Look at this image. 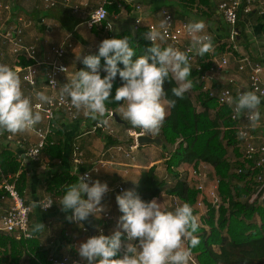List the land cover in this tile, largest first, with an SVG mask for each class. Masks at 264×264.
I'll list each match as a JSON object with an SVG mask.
<instances>
[{
    "label": "clouds",
    "instance_id": "clouds-1",
    "mask_svg": "<svg viewBox=\"0 0 264 264\" xmlns=\"http://www.w3.org/2000/svg\"><path fill=\"white\" fill-rule=\"evenodd\" d=\"M168 23L163 18L157 27L145 33L153 42L148 54L137 56L128 37H114L103 39L96 54L85 55L82 60L81 55H76L85 67L63 84L61 98L67 97L78 112L83 111L84 116L107 125L112 112L106 101H109L113 82L119 75L123 84L116 88L111 100L122 101L119 108L122 119L133 128L158 133L166 117L162 103L165 81L169 77L176 81L177 86L171 92L181 99L193 86L189 78L193 67L187 54L171 45L161 48L156 44L157 40L163 42L168 38ZM107 26L113 30V25ZM205 27L203 20L185 25L191 48L200 56L212 47L211 36L204 33ZM101 68L105 73L103 76ZM67 69L61 70L66 72ZM35 98L40 103L33 104L32 98L24 94L15 69L0 64V132L15 135L33 129L42 119L41 112L36 109L41 103H52V97L43 91H37ZM227 102L234 105L237 118L246 115L249 123L260 119L256 109L261 98L254 91L240 92L235 99L229 97ZM238 135L243 139L247 133L240 131ZM109 191L107 182L92 180L85 173L80 175L77 183L65 189L57 203L63 211L71 212L67 217L70 222L81 226L89 216L98 219V213L101 218L107 211L102 200ZM116 202L122 213L116 230L106 235L98 229V235L89 236L79 244L77 252L85 264H190L191 249L200 243L195 235L200 222L188 203L170 205L171 210H168L156 198L146 201L132 190L117 194ZM52 204L45 205L41 201L39 207L47 210ZM45 228L43 223H35L28 235ZM122 237H126V242Z\"/></svg>",
    "mask_w": 264,
    "mask_h": 264
},
{
    "label": "crops",
    "instance_id": "crops-1",
    "mask_svg": "<svg viewBox=\"0 0 264 264\" xmlns=\"http://www.w3.org/2000/svg\"><path fill=\"white\" fill-rule=\"evenodd\" d=\"M28 1L33 3V21H27V17H30L26 15V11L24 10L26 7V0H0V3L10 4L12 6L13 17L11 22L23 30L26 45L34 46L36 48L38 53L37 58L41 62H50L55 59V54L53 52L54 48L63 46L68 47L69 45L72 46L62 60V62L68 66L69 71L63 74L59 79V94H61L63 84L67 83L68 78L70 79L75 72L82 67V57L91 54V51L98 48L100 42H97V38L99 35L103 36V34L106 33L107 36L110 35L113 37L129 32L130 30L133 32L135 20L140 16L143 17L146 23H159L161 20L160 10L163 8H167L171 11L177 20L178 13L185 12L187 17L182 20H187L189 22L203 20L205 26L217 34V36L220 35L218 29L222 28L225 24L219 25V23L222 22L218 21L219 18L216 13V17L203 18L204 13L208 11V9L203 6L199 8L195 6V8L192 9L191 7L181 5L177 0H170L168 2H162L160 0H133L141 5V13L134 10L131 5L125 4L128 8L120 10L118 14H110L108 25H113V30L105 32L101 28H90L86 23L89 16L93 14L99 6L100 0H55L58 5L54 9L48 11L43 10L45 8L41 3L34 0ZM260 8V6H256V9L253 12L254 17L247 19L248 43L244 45L239 44L236 58L227 55L230 63L226 68L222 70H217L216 68L215 70H210L206 73V80L204 81L206 87L215 91H221L228 88L233 89L234 91H252L250 87L249 70L240 71L239 61L246 56L260 62L264 61L263 25L262 23H259V15H257L259 14L258 9ZM132 14H135L136 17L131 22L130 19ZM6 16L5 13L0 12V21L5 19ZM11 22H9V25ZM115 29H118V31ZM243 49L249 53V55L242 54L244 53ZM208 53H213V46ZM76 55H81V60H77ZM237 59L239 61H237ZM218 60V56L214 58L215 64ZM22 61L23 58L20 62L17 61L16 57L12 54L11 49L0 39V64H7L13 69H16L17 67H26L23 65ZM31 62L34 64V61ZM262 66V79L264 82V63H262ZM45 71V67L40 68L41 80L37 90L28 88L26 84L21 82L24 94L32 98L33 104L37 102L35 98V93L37 91H43L49 95L48 88L44 83ZM208 83L210 84L209 86ZM256 94L261 98V103L256 109V111L260 113V119L253 123L245 122L244 127L255 135V142L259 144L261 138L264 137V96H261L258 93ZM115 113H117L121 121L126 123H121V126L114 125V121L116 120L110 123V127L115 130L114 137L107 136L101 132L93 133L91 127L96 120L82 117L79 121H72L63 114H59L56 122L57 128L55 134L51 138L57 143L62 142L64 144L65 157L63 160H51L48 156L43 154L38 162H32L26 157L27 148L39 141L34 129L15 134V141L13 142H8L4 137L1 138L0 153L2 150L8 149L13 153L18 154L22 160L28 161V165L24 167L27 187L23 196L28 205L33 208L30 229L33 224L39 222L43 223L46 227L41 232L33 233V238L31 240L39 241L40 246L44 247L48 252V258L57 254L60 257H70L85 264V261H83L78 255L77 248L82 241H85L89 236H92L90 232L88 233V231H84L82 225L80 226L75 222H70L67 217L71 216V212L63 211L61 205H57L55 211L52 212L44 211L39 207V202L51 196L52 192L49 191L48 184L52 180L54 172L68 170L71 174L75 175L74 171L76 166L72 159L75 145L78 144L81 147L83 158V165L78 168L79 172L84 171L102 158H105V160H108L109 162H113L112 167L100 171L99 174L95 175V179H99L101 182H107L109 185L110 191L107 192L104 199V205L107 211L114 216L115 220L108 224H104L99 217H97L98 219L95 218L98 221V228L96 230L97 233L94 232L93 235L99 234L98 229H102L104 234H111L116 230L118 219L120 215H122L116 202V196L117 194H120L118 188L123 186L125 187V190L133 189L132 186L128 184L127 177L131 175L138 176L143 171L153 166H156L157 175L160 171V166H158V164L163 160L159 161L158 159H160L159 156L162 157V150H158L155 145H153L156 148L152 154H148L143 150V146H141L140 149L135 152L134 159H129L125 154L116 150L117 146H122L125 149H128L132 142L128 139L126 133V129L130 123L122 119L119 109ZM168 113L169 111H166V115ZM46 125L47 122L42 115V119L37 126L38 128H41ZM240 125L241 124L237 123L238 127ZM151 137L155 138L159 137V135L156 133ZM107 138L117 140V143H108L109 141ZM18 141H21L24 146H18ZM240 152L243 155L241 160H244L242 142ZM163 153H166V151H163ZM230 153L233 159L236 160V158H238L233 149H230ZM157 156L159 158H157ZM126 170L129 171L128 175L125 174ZM157 200L158 202H163V206L168 208V210H171L169 207L171 205V198H167L163 195L162 198ZM123 240L126 242L125 238ZM185 247H187V243H185ZM1 251L3 250H0V252ZM21 264H29V259L24 258Z\"/></svg>",
    "mask_w": 264,
    "mask_h": 264
},
{
    "label": "trees",
    "instance_id": "trees-1",
    "mask_svg": "<svg viewBox=\"0 0 264 264\" xmlns=\"http://www.w3.org/2000/svg\"><path fill=\"white\" fill-rule=\"evenodd\" d=\"M191 3H198L208 9L203 18L215 16L213 0H191ZM119 11L116 5L109 7L110 14H118ZM177 17L185 19L187 15L182 12L178 13ZM250 17H254V13L248 16H245L243 12L239 14L237 27L240 35L237 44L244 45L249 41L247 19ZM258 21L263 25L264 34V15H259ZM219 22H222L219 23L221 25L225 23L220 18ZM218 32L224 36L227 33L226 24L218 29ZM145 33L146 30H141L136 34L126 32L109 38L128 37L130 46L139 56L148 54V49L153 44L147 40ZM211 41L214 47L216 38L213 37ZM156 44L161 48L169 46L160 42ZM232 47L227 43L220 44L213 49L212 54L207 52L203 56L197 55L196 61H189L193 67L189 77L193 81V86L182 99L175 97L171 92V89L177 86L176 81L171 77L165 81L163 98L169 104V113L160 126L158 135L168 150L166 152L169 153V157H166L165 164L168 172L175 173V181L170 183L160 180L156 166L143 171L138 176L127 177L128 184L133 188L132 191L142 199L146 201L153 198L160 199L163 195L167 198L177 199L180 203H188L198 217L199 210L196 207L198 192L192 183L190 184L182 178L175 169H180L185 165L196 169L202 164L209 165L214 169V173L220 181L219 193L223 205L217 210L205 199L207 216L203 220L204 224L198 219L200 227L195 233L200 243L191 249L198 264H264V203L262 199L264 191L253 203L240 200L245 196L249 199L252 198L257 193L258 183L255 181L254 174L246 170L247 162L241 160L243 158L240 152L241 140L238 135L237 122L231 119V109L228 106H220L216 98L210 97L209 92L204 90L205 83L202 81V77L207 72L217 68L214 58L218 54L231 53L236 57L238 50H234ZM97 52L98 50L91 54ZM22 63L24 66L32 64L25 58ZM260 63L262 64L264 61ZM103 64L102 58V68ZM120 66L123 67L122 64ZM84 67L82 64L80 69ZM102 68L103 76L105 73ZM122 84L123 81L117 75L113 82L110 99L106 101L107 108L114 112L120 108L122 101L116 102L111 99L115 95L116 88ZM107 139L108 143H117V140ZM48 141L42 155L48 156L51 160H63L65 157L64 144L55 142L51 137ZM230 149H233L238 157L236 160L232 156L230 157ZM27 165L28 161L22 160L18 154L8 149L2 150L0 153V181L6 176L20 173L17 186L19 192L24 195L27 187L24 167ZM238 170H242L241 173ZM78 180L79 177L71 174L68 170L53 173L48 189L52 192L50 198L54 200V205L48 211H55L56 206L59 205L57 202L64 194L65 189L69 185L77 183ZM124 238L122 237V239ZM0 250H3L0 254L4 264H21L24 258L29 259V264H50L48 252L36 240L18 241L12 236L0 233Z\"/></svg>",
    "mask_w": 264,
    "mask_h": 264
},
{
    "label": "built area",
    "instance_id": "built-area-1",
    "mask_svg": "<svg viewBox=\"0 0 264 264\" xmlns=\"http://www.w3.org/2000/svg\"><path fill=\"white\" fill-rule=\"evenodd\" d=\"M43 5L46 10L54 9L58 3L55 0H34ZM100 0L99 6L97 9L89 16L86 23L90 28H101L105 32H108L110 29L108 28V19L110 16L109 7L116 5L119 10H124L126 8L125 4L131 5L134 10L137 12L142 11V7L140 4L134 2L133 0ZM162 2H168L170 0H160ZM178 1V0H177ZM214 10L218 17L223 20L227 26V33L224 36L215 34L212 32L207 26L204 29V33L216 38V45L213 47H217L220 44L227 43L229 46H233L234 50H238L237 47V39L239 38V30H238V21L239 14L243 12L245 16H248L254 12L256 6H260L258 9L259 15H264V0H213ZM197 8L202 5L197 4ZM13 8L10 4L0 3V12L5 13L6 23L0 26V39L7 45L12 54L16 57L17 61H21L22 58H25L27 61H34V64L26 66V67H17L15 70L19 74L21 78V82L26 84L28 88L36 89L40 83V68L45 67L46 71L44 74V83L49 91V96L52 97L51 104L41 103L39 109H36L41 112L44 116L47 125L45 127L38 128L36 125L33 129L37 134L39 141L36 144L30 145L26 150V157L29 158L32 162H38L42 156L43 151L45 150L48 140L55 134V130L57 128V118L59 114H63L67 118L72 121H79L82 117H86L83 115V111H77L74 107L71 106L70 101L67 97L61 98V94L58 93L59 89V79L60 77L69 71L68 66L62 62L65 56L68 53V50L72 48L71 45L68 47H57L53 49L55 54V59L50 62H41L37 58V50L34 46H27L24 40V32L23 30L16 25H9L11 22L13 14ZM78 12V11H76ZM161 19L165 18L168 20V29L169 35L168 38L161 42L157 40L156 43H164L171 45L181 51H184L190 62L196 61L197 52L195 49L191 48L190 37L186 32L185 25L189 23L187 20H177L175 15L169 11L167 8H163L160 10ZM96 21H94V20ZM11 24V23H10ZM159 23H146L142 16L138 17L135 20L134 31L135 33L140 32L141 30H146V33L150 30V28H155ZM232 28V29H231ZM151 43V40L147 39ZM227 55H230L236 58L231 53L223 54L220 60H218L217 70H222L227 67L230 63ZM237 61H239L237 59ZM239 69L240 71L249 70V80L250 87L252 91L264 96V82L262 79L263 74V66L257 60L252 59L251 57H244L240 61ZM62 68H68L66 72L62 71ZM214 70V69H213ZM206 80L205 76L202 77V81ZM206 91L209 92L210 97L216 98L218 104L220 106H228L231 109V119L241 124L238 127V132L245 131L247 135L245 138H240L242 142V146L244 149V161L247 162L246 170L252 172L255 176V181L258 183L257 193L250 200L254 202L258 196L264 191V137L261 138V142L257 144L255 142L256 137L244 127V123L248 121L246 115H242L237 118L235 112L233 111L234 105H229L227 102L229 97L235 99L238 93L243 92L241 90L234 91L231 89H223L221 91H215L211 88L205 86ZM36 103H40L38 100ZM35 103V104H36ZM112 115L109 119L107 125H102L95 121L92 125L91 131L93 133H103L107 136H115V130L110 127V123L115 120V112L112 111ZM89 118V117H86ZM253 123V122H252ZM126 133L130 138L132 144L125 149L122 146H117L116 150L125 154V156L129 159H134V154L137 152L141 145L138 143V138L141 136H150L151 132L146 130H141L139 128H133L131 124L126 129ZM4 137L8 142H13L14 135L10 133L0 132V142L1 138ZM18 146H24L21 141L17 142ZM166 157H169L166 154ZM72 159L76 169L74 171L75 175H84L85 173L89 174L92 180H95V175L99 174L100 171L104 169H108L113 166V162H109L105 160V158L100 159L95 164L89 166L82 172H79L78 168L83 165V158L81 147L77 144L74 146V151L72 155ZM115 165V164H114ZM208 165H200L198 168H192L189 170V173H186L187 176L183 177L187 180L192 186L195 187L198 192V201L196 207L198 210H204L207 212L205 206V199L209 201V203L219 210V208L223 205V200L219 193L220 181L218 177L210 180L208 173ZM242 170H238L241 173ZM184 172V170H183ZM247 172V171H246ZM125 174L128 175L129 171L126 170ZM20 173L16 175L6 176L0 181V233L5 236H12L18 241H28L33 238V235H28L30 232L31 225V214L33 212V208L28 205L25 197L18 190V179ZM120 193L125 191V187L120 186L118 188ZM107 193L104 195L102 200V204L104 205V199ZM264 198V197H263ZM174 204L180 203L177 199H173ZM45 205L52 204L47 210H50L54 205V200L46 198L43 200ZM105 206V205H104ZM43 210V209H42ZM204 215V214H203ZM199 216V214H198ZM97 217L100 218L99 213ZM202 216L198 219L201 220ZM100 220L104 224H108L114 221V216L106 211ZM84 231H87L84 228ZM126 239V237H125ZM50 264H84L79 260H74L70 257H60L55 254L49 257ZM0 264L2 263L1 255H0ZM190 264H198L196 256L191 253V262Z\"/></svg>",
    "mask_w": 264,
    "mask_h": 264
},
{
    "label": "rangeland",
    "instance_id": "rangeland-1",
    "mask_svg": "<svg viewBox=\"0 0 264 264\" xmlns=\"http://www.w3.org/2000/svg\"><path fill=\"white\" fill-rule=\"evenodd\" d=\"M178 3H180L181 5H184V6H187V7H191L192 9L193 8H195V6L198 4H193V3H191V0H178ZM200 5V4H199ZM127 6V5H126ZM197 7V6H196ZM32 8H33V3H31V1H28V0H26V7L24 8V10L26 11V15H28L30 18H28L27 17V21H33L32 20ZM126 8H128V6L126 7ZM43 10H46V9H43ZM42 10V11H43ZM41 11V12H42ZM46 11H48V10H46ZM25 15V14H24ZM136 17V15L135 14H132V16H131V22H132V20L134 19ZM6 19V18H5ZM5 19H2L1 21H0V26H2L3 24H5L6 23V21H5ZM178 20H182V18H178ZM219 21V20H218ZM11 26H13L14 25V23H12L11 22V24H10ZM220 25V24H219ZM24 26V25H23ZM129 33H131V34H136L135 33V31H133L132 32V30H130L129 31ZM105 35V36H104ZM104 37V38H103ZM109 37H112V36H110V35H108L107 36V34L106 33H104L103 34V36L101 35H99L98 36V38H97V42H101L103 39H105V38H109ZM243 45V44H242ZM237 47H239V44H237ZM98 50V48L97 49H95L94 51H91V53H94V52H96ZM243 51H244V49H243ZM224 53H221V54H218V59L220 60V58L222 57V55H223ZM242 54H247V55H249V53H247L246 51H244V53H242ZM226 68V67H225ZM210 84L208 83V86H209ZM191 95L194 97V94L191 92ZM163 98V97H162ZM163 101H162V103H163V105H164V107H165V109H166V111L168 112L169 111V104L167 103V101L163 98L162 99ZM114 125L115 126H121L122 124H120V123H118L117 121H114ZM151 136H154V134H152L151 133ZM128 139L130 140V138L128 137ZM143 148V150L144 151H146L148 154H152V153H154V150H155V146H153V145H145V146H143L142 147ZM157 148H158V150L159 149H161L162 150V157L161 156H159L160 157V159H158L159 161H162V162H160L159 164H158V166H160V171H159V173H158V177H159V179L160 180H166L167 182H170V183H173L174 181H175V178H176V175H175V173H170V172H168V170H167V168H166V164H165V159H166V154H168L169 155V153L168 152H166V153H164L163 154V151H168L167 149H163L162 147H158L157 146ZM232 155H231V153H230V157H231ZM158 156H157V158H159ZM193 167L192 166H187V165H185V166H183V167H181L180 169H178V168H176L175 169V171L176 172H178L181 176H182V178L183 177H186L187 176V174L186 173H189L190 171L189 170H191ZM207 168H208V173H209V178H210V180H213V179H215V177H217L216 176V174L214 173V171H213V168L212 167H210L209 165L207 166ZM183 170H184V172H183ZM264 197V196H263ZM237 198V197H236ZM252 198H248L247 196H245V197H243V198H241L240 200L242 201V202H246V201H248L249 203H253V202H251L250 200H251ZM263 199V198H262ZM171 205L173 206V204H174V200H173V198H171ZM198 214H199V218L202 216V218H201V220H200V222L202 223V224H204L203 222V220L205 219V217L207 216V212L205 211V209L204 210H199L198 211ZM204 214V215H203ZM97 230V229H96ZM94 231V232H96L97 233V231ZM93 232V233H94ZM89 233V232H88Z\"/></svg>",
    "mask_w": 264,
    "mask_h": 264
},
{
    "label": "water",
    "instance_id": "water-1",
    "mask_svg": "<svg viewBox=\"0 0 264 264\" xmlns=\"http://www.w3.org/2000/svg\"><path fill=\"white\" fill-rule=\"evenodd\" d=\"M115 120L120 124L123 123V121H121L120 117L117 114H115ZM138 143L141 146L155 145L158 147H162L164 150L166 149L160 137L154 138L150 136H141L138 138ZM263 203H264V198H263ZM81 223L83 224L82 226L92 235L94 234L93 232L98 228V221L95 219L94 216H89L87 220L82 221Z\"/></svg>",
    "mask_w": 264,
    "mask_h": 264
}]
</instances>
